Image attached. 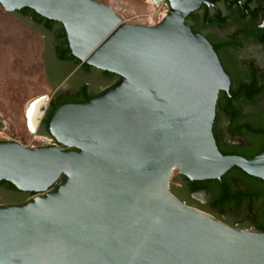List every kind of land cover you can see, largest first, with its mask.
Segmentation results:
<instances>
[{
    "label": "water",
    "instance_id": "water-1",
    "mask_svg": "<svg viewBox=\"0 0 264 264\" xmlns=\"http://www.w3.org/2000/svg\"><path fill=\"white\" fill-rule=\"evenodd\" d=\"M165 1L141 26L93 0H0L45 38L53 93L25 119L58 145L0 142V201L31 197L0 206V264H264V232L169 191L233 168L264 183V0Z\"/></svg>",
    "mask_w": 264,
    "mask_h": 264
},
{
    "label": "rangeland",
    "instance_id": "rangeland-1",
    "mask_svg": "<svg viewBox=\"0 0 264 264\" xmlns=\"http://www.w3.org/2000/svg\"><path fill=\"white\" fill-rule=\"evenodd\" d=\"M93 1L109 6L122 22L133 25L147 26L149 16H157L161 10L149 0ZM44 56L45 38L0 7V130L23 144L38 147L48 146L32 141L34 134L27 129L25 112L34 100L52 94L44 74ZM43 133H35L38 140L46 138ZM175 176L171 184L178 180Z\"/></svg>",
    "mask_w": 264,
    "mask_h": 264
},
{
    "label": "flooded vegetation",
    "instance_id": "flooded-vegetation-1",
    "mask_svg": "<svg viewBox=\"0 0 264 264\" xmlns=\"http://www.w3.org/2000/svg\"><path fill=\"white\" fill-rule=\"evenodd\" d=\"M53 103V102H51ZM50 106V105H49ZM44 132V129L40 130ZM46 137H49L45 135ZM178 180L169 184L170 193L178 199L181 203L188 207L195 208L197 210L210 214L215 220L222 222L224 225L237 229V230H253L258 232V228L264 224V217L260 213L259 203L254 202L251 199H242L233 208H227L223 210L214 209L209 205V192L207 189L199 188L191 190L192 187L199 185L203 182H188L182 176H175ZM175 183V184H174ZM234 187L237 188L240 193H246L245 187H243L240 180L234 181ZM206 192V202L212 208L209 209L202 204V196L200 194ZM191 195L195 196V199L191 198ZM33 197V196H32ZM31 197L14 202H1L0 206H16L25 203Z\"/></svg>",
    "mask_w": 264,
    "mask_h": 264
},
{
    "label": "trees",
    "instance_id": "trees-1",
    "mask_svg": "<svg viewBox=\"0 0 264 264\" xmlns=\"http://www.w3.org/2000/svg\"><path fill=\"white\" fill-rule=\"evenodd\" d=\"M52 105L53 103H50L46 117L42 121L43 126L51 112ZM43 134L47 135L45 131ZM235 180H240L243 187L246 189V193H240V191L234 187ZM199 188L208 190L209 205L214 209L223 210L233 208L234 205H237L242 199H251L259 203L260 213L264 217V183L246 176L236 168L227 172L219 181H204V183L192 187L191 190ZM257 231L264 232V224L260 226Z\"/></svg>",
    "mask_w": 264,
    "mask_h": 264
},
{
    "label": "built area",
    "instance_id": "built-area-1",
    "mask_svg": "<svg viewBox=\"0 0 264 264\" xmlns=\"http://www.w3.org/2000/svg\"><path fill=\"white\" fill-rule=\"evenodd\" d=\"M157 6H160L161 10L158 11L157 16L156 15H150L149 16V19L147 20V23H148L147 26H155V25L159 24L167 16L168 10H169L167 2L164 0L161 4H159ZM153 16H156V17H153ZM32 141H39L42 143L45 142V145L48 147H51V146L57 147L58 146L50 137H46V138H44V140H38V138L36 137L35 134L32 136ZM0 142H12V143H16L18 145H21L23 147H28V148L38 147V145H33V144L26 145V144H23V143L17 141L13 137H8V136H6L4 130H0Z\"/></svg>",
    "mask_w": 264,
    "mask_h": 264
},
{
    "label": "crops",
    "instance_id": "crops-1",
    "mask_svg": "<svg viewBox=\"0 0 264 264\" xmlns=\"http://www.w3.org/2000/svg\"><path fill=\"white\" fill-rule=\"evenodd\" d=\"M44 74H45V77H46V79H47V81H48V78H47V75H46V68H45V67H44ZM48 84H49V86H50L49 81H48ZM50 88H51V86H50ZM51 90H52V88H51ZM52 93H53V90H52Z\"/></svg>",
    "mask_w": 264,
    "mask_h": 264
}]
</instances>
